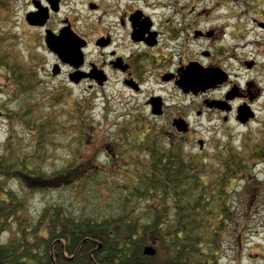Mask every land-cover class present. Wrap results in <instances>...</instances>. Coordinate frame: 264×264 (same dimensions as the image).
Wrapping results in <instances>:
<instances>
[{"label":"trees","instance_id":"16d2710c","mask_svg":"<svg viewBox=\"0 0 264 264\" xmlns=\"http://www.w3.org/2000/svg\"><path fill=\"white\" fill-rule=\"evenodd\" d=\"M10 10L11 1L0 0V72L17 103L12 114L4 112L25 131V142L8 135L0 148V264H213L222 231L234 220L236 184L243 181L245 190L262 197L264 182L253 167L264 162V130L247 144L189 156L180 145H164L161 129L143 128L145 122L134 116L110 135L116 149L106 153L116 166L94 163V154L84 159L77 147L62 167L48 170V143L61 122L40 105L54 106L63 94L44 95L43 56L24 52ZM84 111L74 112L81 122L79 146L92 135ZM120 146L131 160L119 156ZM112 172L126 179L118 181ZM12 179L17 189L8 184ZM43 189H69L80 200L51 199L33 211L27 195ZM255 206L244 203L245 213ZM146 245L155 248L154 255L144 253Z\"/></svg>","mask_w":264,"mask_h":264},{"label":"flooded vegetation","instance_id":"af4514ba","mask_svg":"<svg viewBox=\"0 0 264 264\" xmlns=\"http://www.w3.org/2000/svg\"><path fill=\"white\" fill-rule=\"evenodd\" d=\"M35 1L48 10L43 25L29 24L33 29L42 30L41 38L37 37L42 40L39 43L53 56L50 57L52 60L46 58L49 68L45 72L51 77L64 74L68 88L86 82L84 88L97 91L118 84L131 93L147 95L144 106L152 116L171 114L169 128L164 123L167 131L165 127H158L165 136L164 145H180L182 152L189 156L209 154L206 147L210 143L193 127L194 99L202 102L203 109L196 110L198 115L220 113L225 122H229L231 116L236 118L241 105L257 112L255 103L262 95L259 87L250 79L241 84L234 82L225 63L227 60L232 63V59L240 54L239 43H229L238 34L235 28L227 31L217 27L210 17L205 21L209 2L201 6L198 5L200 0H111L109 5L107 0H86L89 13L99 12L95 19L89 20L65 12L64 0L55 3L57 10L52 9L51 0H32L33 11L38 9ZM219 30L222 33L218 34ZM51 41L58 42L61 51L72 55L62 59L50 47ZM241 62L246 68L254 65L253 60ZM208 69H213L215 79L216 72H220L224 80L205 90L190 88L194 72ZM42 82L46 84L43 79ZM217 91L222 94L214 96ZM51 93L58 97L67 92L62 88ZM231 93L234 96L227 100ZM172 95L177 102L170 98ZM80 98H74L71 106L81 105ZM226 106L230 109L222 108ZM0 110L4 114V109ZM130 113L131 118L138 116L135 115L137 112ZM140 119L147 120L145 115Z\"/></svg>","mask_w":264,"mask_h":264},{"label":"rangeland","instance_id":"374dc122","mask_svg":"<svg viewBox=\"0 0 264 264\" xmlns=\"http://www.w3.org/2000/svg\"><path fill=\"white\" fill-rule=\"evenodd\" d=\"M10 1L11 10L9 18L11 29L21 37V41H25L23 43L24 52H34L43 56L40 61V65H43L42 76L40 78L46 83L44 84L46 88V94L44 95H51L53 90H62V88L67 92L61 97V101L59 103L56 102L54 106H47L44 101L40 105L44 112H47V109L54 112L57 120L61 122L60 132H56L48 143L49 159L46 161L45 168L54 170L62 167L63 163L68 160L67 156L69 155L67 152L77 147L84 159L90 158L94 154V163L116 166L117 159L114 158L112 160L108 157L106 150L116 149L114 140L111 139L110 135H116L117 129L128 119L131 114L130 112H137L135 113V115H138L136 120L145 115L147 120L141 125L143 128L154 125L165 127L167 131L170 124L168 119H170L171 114L165 117L152 116L148 108L144 106L147 95L143 93H131L128 90H124L118 84L112 85L114 88H99L97 91H90L84 88L87 87L86 82H82L80 86L68 88L65 84L64 74L56 77L49 76L46 73V70L49 68V66L47 68V63L48 59L52 60L50 57L53 56L49 53L48 55L43 49L42 44L39 43V41L42 42V40H39L42 30L33 29L26 22L27 13L33 11L32 0ZM107 1L110 5L111 0ZM207 2H209V14L204 17L205 21H208L207 19L210 17L212 19L211 22H216L217 27L220 26L222 30L225 28L227 31L235 28V32L238 34V36L234 37V40L228 42L239 43L238 51L240 54L236 59H232V63L228 60L225 61L230 72H232V80L241 84L250 79L254 81L256 87H259L262 94L260 100L255 103V108L257 109V112H255L256 117L245 124L240 123L235 116H231L230 121L225 122L220 113L198 115L196 110L203 109L202 102L200 99H194L193 127L200 137L205 138L210 143L206 147L207 152H213L214 150H218L223 144L238 146L244 143L247 144L251 140L257 139L264 130V0H200L198 5L206 6ZM64 3V11L71 12V14L75 13L77 17L82 16V18L87 17L89 20H93L99 15V12H88L86 0H64ZM210 29L214 30L215 28ZM220 33L222 32L219 30L218 34ZM227 38L229 39L230 36L228 35ZM47 57L48 59H46ZM245 60H253V67H244L245 65L241 61ZM163 93L166 94V91ZM220 94H222V91H217L214 96H219ZM74 98L75 100L80 98L81 102H84L86 99L88 103L84 108L80 109L77 105L75 107L77 110H73L71 102ZM170 98L177 102L175 95H172ZM13 100L7 77L0 72V106L8 114L11 111H15V107L17 106V103ZM82 109H86V111L82 112V116H85L87 122L90 121L93 125H90L92 134L88 136L90 139L84 136L82 138L83 142L79 146L76 142L79 137L78 128L81 126V122L78 121L74 112L78 114ZM8 114L0 116V148L8 135L14 138L18 136L20 140L25 142L23 137L25 131L22 128L13 126L15 118L11 120ZM53 116L54 114L51 117ZM73 120L75 121L74 123ZM164 123L167 124L168 128H166ZM74 124L77 134H75L72 127ZM131 131L135 133L134 125H131ZM72 140L73 142H71ZM196 148L198 150V147ZM118 150L120 151V157L124 156L127 160H131L127 155L121 153H128L129 150L123 149L122 146ZM122 160L120 158L121 162ZM253 168L258 179L264 182V162L259 161L255 163ZM121 170L126 174H129L131 171L130 168L122 166ZM112 174L118 181L126 179L122 173L112 172ZM8 184L17 189L18 181L12 179L8 181ZM244 184L243 181H239L238 185L236 184L237 188L233 197L234 220L229 221L222 231L221 239L219 240V252L213 264H264V190L262 191V197L256 199L253 188L245 190ZM27 198L33 211H36V209L40 208L44 203L51 201V199L60 198L71 201L73 199V192L69 189L60 191L33 190L30 191ZM73 200L79 202L80 199ZM248 202L256 204L251 214L244 211V203ZM28 263L33 264L32 260Z\"/></svg>","mask_w":264,"mask_h":264},{"label":"water","instance_id":"95a60500","mask_svg":"<svg viewBox=\"0 0 264 264\" xmlns=\"http://www.w3.org/2000/svg\"><path fill=\"white\" fill-rule=\"evenodd\" d=\"M52 1V9L57 10V7L55 5L57 4L58 0H51ZM35 5H38V9L36 11H31L27 13L26 15V21L31 24V25H43L47 18H48V13H47V8L43 9L42 7L39 6V3L37 1L34 2ZM56 3V4H55ZM50 47L59 53L60 57L64 59L67 55H72L68 52H63L59 49L62 48L58 42L51 41L49 42ZM57 45V46H56ZM194 68V66L192 67ZM57 72V69H54V73ZM213 69H208V70H198L195 71L194 74L192 75V78H190V84L189 87L194 89L195 91L198 90H205L207 87L215 85L217 82H222L224 80V77H221V73H217V79H215V75L212 74ZM183 83V82H182ZM234 96V93L228 94L227 95V100L231 97ZM225 108L226 110L230 109V106L222 107ZM255 116V113L253 110L247 106V105H241L237 109V115L236 118L238 121L241 123H246L250 118H253ZM156 252L155 248L152 245H146L144 248V253L148 255H154Z\"/></svg>","mask_w":264,"mask_h":264}]
</instances>
